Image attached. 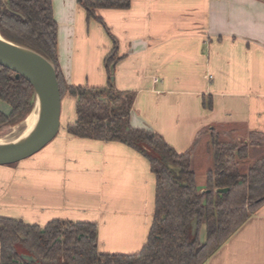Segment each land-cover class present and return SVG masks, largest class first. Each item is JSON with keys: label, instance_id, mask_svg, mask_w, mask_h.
Returning a JSON list of instances; mask_svg holds the SVG:
<instances>
[{"label": "crops", "instance_id": "1", "mask_svg": "<svg viewBox=\"0 0 264 264\" xmlns=\"http://www.w3.org/2000/svg\"><path fill=\"white\" fill-rule=\"evenodd\" d=\"M52 1L66 81L108 85L112 36L78 0ZM98 14L117 40L114 82L136 92L134 126L179 152L206 149L213 129L233 141L264 132V0H132ZM76 101L62 98L61 128L49 143L0 165V215L41 226L94 222L100 252H138L154 220L156 175L128 144L69 133ZM209 164L198 167L200 185ZM204 264H264V204Z\"/></svg>", "mask_w": 264, "mask_h": 264}, {"label": "trees", "instance_id": "2", "mask_svg": "<svg viewBox=\"0 0 264 264\" xmlns=\"http://www.w3.org/2000/svg\"><path fill=\"white\" fill-rule=\"evenodd\" d=\"M78 2L114 40L106 57L109 82L104 87L66 81L59 64L52 0H0V32L55 64L62 98L66 94L77 98L69 133L120 141L148 158L157 181L148 242L135 253H102L94 222L54 219L41 226L0 215V264H204L264 204V132L251 131L248 139L233 141L213 129L206 149L179 152L162 134L134 126L131 110L136 92L120 89L114 82L111 65L121 57L116 38L98 14L101 8H129L132 0ZM34 102L33 85L0 64V125L20 123ZM204 104L212 107L211 101ZM199 153L210 157L204 185L197 182ZM218 187L229 190L218 192ZM195 218L198 232L193 234ZM23 253L37 261L28 262Z\"/></svg>", "mask_w": 264, "mask_h": 264}, {"label": "water", "instance_id": "3", "mask_svg": "<svg viewBox=\"0 0 264 264\" xmlns=\"http://www.w3.org/2000/svg\"><path fill=\"white\" fill-rule=\"evenodd\" d=\"M0 64L15 71L16 77H25L33 85L35 102L27 117L37 109L36 123L26 136L11 142H0V165H3L33 155L58 134L61 128L62 93L55 64L40 52L6 38L1 32ZM111 70L114 71V64ZM228 190L229 187L216 188L218 192ZM192 232H198V218L192 222ZM22 256L28 262L37 261L34 255L23 253Z\"/></svg>", "mask_w": 264, "mask_h": 264}, {"label": "bare ground", "instance_id": "4", "mask_svg": "<svg viewBox=\"0 0 264 264\" xmlns=\"http://www.w3.org/2000/svg\"><path fill=\"white\" fill-rule=\"evenodd\" d=\"M37 109H35L25 120L15 125L12 130L0 137V142H11L26 136L36 123Z\"/></svg>", "mask_w": 264, "mask_h": 264}, {"label": "rangeland", "instance_id": "5", "mask_svg": "<svg viewBox=\"0 0 264 264\" xmlns=\"http://www.w3.org/2000/svg\"><path fill=\"white\" fill-rule=\"evenodd\" d=\"M4 104V103H3ZM14 126H10V125H7V124H3L2 126H1V129H0V137H2V136H4L5 134H8L11 130H12V128H13ZM234 135H236V134H234ZM5 137V136H4ZM224 138V137H223ZM200 150H201V148H200ZM205 160H208V162H209V156L207 155V154H201V153H199V155H197V162H198V167L202 164V163H204V161ZM201 163V164H200ZM198 176L200 177L201 176V172L198 170ZM202 232H203V230H202Z\"/></svg>", "mask_w": 264, "mask_h": 264}, {"label": "built area", "instance_id": "6", "mask_svg": "<svg viewBox=\"0 0 264 264\" xmlns=\"http://www.w3.org/2000/svg\"><path fill=\"white\" fill-rule=\"evenodd\" d=\"M207 78L208 79H212L213 78V75L212 74H207Z\"/></svg>", "mask_w": 264, "mask_h": 264}]
</instances>
